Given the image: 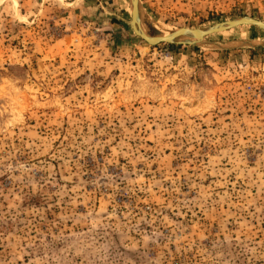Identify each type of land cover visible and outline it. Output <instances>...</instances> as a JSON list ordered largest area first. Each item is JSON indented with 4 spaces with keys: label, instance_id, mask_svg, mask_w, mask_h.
I'll return each mask as SVG.
<instances>
[{
    "label": "rangeland",
    "instance_id": "rangeland-1",
    "mask_svg": "<svg viewBox=\"0 0 264 264\" xmlns=\"http://www.w3.org/2000/svg\"><path fill=\"white\" fill-rule=\"evenodd\" d=\"M131 2L0 0V264H264V30Z\"/></svg>",
    "mask_w": 264,
    "mask_h": 264
},
{
    "label": "water",
    "instance_id": "water-1",
    "mask_svg": "<svg viewBox=\"0 0 264 264\" xmlns=\"http://www.w3.org/2000/svg\"><path fill=\"white\" fill-rule=\"evenodd\" d=\"M132 19H131V27L134 31V33L141 38L143 41H145L147 44L151 46H157L159 44H192V43H183L180 42L179 39L182 37L187 38H197V39H205L208 36L224 33L231 31L233 29L242 27V26H254L261 30H264V22L252 17H243L236 20H231L227 22L218 23L216 25L210 26L205 29H187L183 28L178 30L177 32L173 33L172 35H169L165 38H158V39H151L147 37L140 28H137L139 26V13H140V0H132ZM201 33H197V32Z\"/></svg>",
    "mask_w": 264,
    "mask_h": 264
},
{
    "label": "bare ground",
    "instance_id": "bare-ground-1",
    "mask_svg": "<svg viewBox=\"0 0 264 264\" xmlns=\"http://www.w3.org/2000/svg\"><path fill=\"white\" fill-rule=\"evenodd\" d=\"M131 12H132V7H131ZM138 24H139V26H137V28H140L141 31H142L147 37H149V38H151V39L165 38V37H168L169 35H172L173 33H175V32L178 31V30H174V31H170L169 33H167V34H165V35H160V36H158V35L150 34L149 32H147V33L144 32L140 20H139ZM197 33H201V32L198 31ZM203 40H204V39H203ZM203 40H202V39H197V38H196V39H195V38H187V37H182V38L179 39L180 42H183V43H192V44H195L196 41H203ZM237 44H238V43H237Z\"/></svg>",
    "mask_w": 264,
    "mask_h": 264
}]
</instances>
